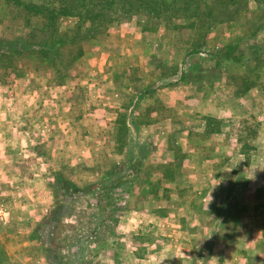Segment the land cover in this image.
I'll return each instance as SVG.
<instances>
[{
	"label": "rangeland",
	"instance_id": "obj_1",
	"mask_svg": "<svg viewBox=\"0 0 264 264\" xmlns=\"http://www.w3.org/2000/svg\"><path fill=\"white\" fill-rule=\"evenodd\" d=\"M178 1L197 5L198 17L182 8H161L157 16L123 5L128 17L115 15L78 44L0 54V206L6 212L0 264H264V188L243 190L254 205L244 197L241 206L233 196L204 213L190 187L173 185L172 161L147 159L136 149L142 139L149 146L159 141L163 135L148 141L141 128L171 111L167 103H149L143 91L163 81L181 84L190 68L186 59L202 67L200 74L209 70L210 54L225 44L212 22L204 44L196 46L220 0ZM255 2L222 8L217 18L231 17L227 42L241 38V47L259 52L241 74L264 82V0ZM78 20L62 16L59 29L72 35ZM25 23L14 0H0V36L23 35ZM128 23L143 35L134 43L117 35ZM88 26L79 27V36ZM240 82L244 87L247 79ZM257 127L254 119L246 126L249 158ZM166 143L172 145L171 136Z\"/></svg>",
	"mask_w": 264,
	"mask_h": 264
},
{
	"label": "crops",
	"instance_id": "obj_2",
	"mask_svg": "<svg viewBox=\"0 0 264 264\" xmlns=\"http://www.w3.org/2000/svg\"><path fill=\"white\" fill-rule=\"evenodd\" d=\"M246 1L249 7H255V0ZM218 24V40L220 44L227 43L233 28L225 27L226 21ZM130 25L122 24L117 35L134 43L143 35L137 26ZM223 61L229 64L221 67L217 78L208 79L201 76L200 65L190 64L186 59L190 68L181 84L163 81L143 91L149 103H167L171 111L141 128L147 131L148 141L163 135L159 141L154 140L149 146L142 139L136 149L147 159L172 161L177 169L173 185L190 187L191 199L201 202L204 213L219 209L220 201L233 196L241 206L246 205L240 201L245 197L243 190L253 193L257 187L264 188V82L252 79L249 72L241 74L239 69L246 63ZM242 79H247L246 88L239 86ZM179 115L183 124L177 126ZM252 119L258 127L253 133L257 136L255 155L249 158L245 156L243 143L252 135L246 129ZM167 136L172 137L171 146L166 143ZM248 184L250 187L246 189ZM170 195L174 198L175 194L170 191ZM245 199L248 205L256 203L252 195ZM216 215L221 217L219 211Z\"/></svg>",
	"mask_w": 264,
	"mask_h": 264
},
{
	"label": "trees",
	"instance_id": "obj_3",
	"mask_svg": "<svg viewBox=\"0 0 264 264\" xmlns=\"http://www.w3.org/2000/svg\"><path fill=\"white\" fill-rule=\"evenodd\" d=\"M56 5H50L45 3L44 0H41L39 3H26L22 2V0H14L15 4L19 7L21 12L25 14V21L26 23L23 25L22 28H28L25 32H22L23 35H14L11 37H4L0 36V54L3 52L8 53H18L24 49H31L33 45H38L41 49H57L56 45H62L64 43H75L78 44L79 42L83 41L87 38L90 34L100 31L106 25L110 24L114 19L115 15L121 17H128L129 14L126 13V10L129 8H123V5H127L132 8V12L135 13L138 10H144L145 13H155L157 16L159 14L164 13L161 12V8L163 9H172L177 11V9L182 8V12L187 11L189 17L199 15L198 9L199 7L187 8L185 4L178 0L173 1H166V0H56ZM177 1V2H176ZM242 1V2H241ZM240 4L238 0H220V6L216 9L217 15L221 12L220 9L222 8H233L237 9L242 7L244 4L247 7L248 3L246 0H241ZM156 3V4H155ZM157 5V6H156ZM159 5V6H158ZM175 5V6H174ZM148 7V8H145ZM113 11L114 14L111 16L109 11ZM165 10V11H166ZM172 10V11H173ZM223 10V9H222ZM152 11V12H150ZM131 12V13H132ZM130 13V14H131ZM188 14V13H187ZM208 14L206 17L205 28L201 34V37L198 38V42L196 46H200L204 44V37L207 31V28L212 25L213 23H219L225 21L226 19H231V17H222L217 18V15L214 17ZM163 15V14H162ZM32 16L37 17L39 22H35L33 25L31 24ZM62 16H74L80 19L81 21L75 22L71 33L72 35L67 34L66 32L59 29L58 20ZM177 17H182L178 15ZM184 17V15H183ZM212 18V19H211ZM215 18V19H214ZM88 23V27L84 29L85 34L83 36H79L78 29L80 26ZM42 36L39 40L33 41V37L35 35ZM250 38L255 37V31L250 32ZM242 39H237L234 41H229L216 50H214L210 57L214 58L215 62L213 66H210L209 70H202L204 71L201 76L207 77L208 79L217 78L221 69L220 61L225 59H230L234 62L238 63H248L249 61L257 58L259 56V52L252 51L249 48L241 47ZM208 70V71H207ZM245 88L247 87L244 86ZM132 123V121H131ZM133 128H137L134 126ZM244 148L246 147L245 144ZM248 157V156H246ZM120 178V176H119ZM103 183H106L103 181ZM109 188V186H107ZM105 189H108V188ZM111 187V186H110ZM57 201L58 210L62 208L63 200Z\"/></svg>",
	"mask_w": 264,
	"mask_h": 264
},
{
	"label": "built area",
	"instance_id": "obj_4",
	"mask_svg": "<svg viewBox=\"0 0 264 264\" xmlns=\"http://www.w3.org/2000/svg\"><path fill=\"white\" fill-rule=\"evenodd\" d=\"M6 212L5 210L2 208V206H0V216H5Z\"/></svg>",
	"mask_w": 264,
	"mask_h": 264
}]
</instances>
